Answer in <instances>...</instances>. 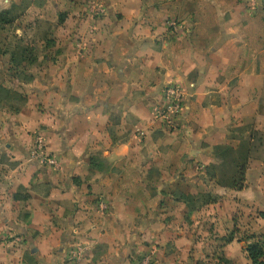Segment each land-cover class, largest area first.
I'll return each instance as SVG.
<instances>
[{"label":"crops","instance_id":"0c3cea01","mask_svg":"<svg viewBox=\"0 0 264 264\" xmlns=\"http://www.w3.org/2000/svg\"><path fill=\"white\" fill-rule=\"evenodd\" d=\"M50 3L68 13L42 63L28 80L10 76L26 104L16 113L0 96V264H73L72 252L80 264H185L213 244L242 250L238 238L213 241L230 224L264 233V155L253 154L264 0H31L27 11ZM9 60L2 51L1 81ZM169 83L185 97L173 131L154 115ZM38 135L56 165L42 161ZM243 143L235 188L217 168L235 172L222 150ZM203 188L213 190L202 205Z\"/></svg>","mask_w":264,"mask_h":264},{"label":"rangeland","instance_id":"374dc122","mask_svg":"<svg viewBox=\"0 0 264 264\" xmlns=\"http://www.w3.org/2000/svg\"><path fill=\"white\" fill-rule=\"evenodd\" d=\"M30 1L31 0H10L8 2L9 6L6 8L11 10L10 17H12L13 21L3 27L0 35V53L4 51L5 53H9L11 57V60H9L8 63L6 62V67H9V69L7 71L5 70L8 74L7 78L9 79H3V81L0 80V96L3 98L5 96V89L7 88L18 91L15 89L16 84L10 76L20 74L18 78L28 80L30 78L28 71L37 64L40 65L42 63V61L39 62L37 59L40 55H44L47 51L48 46L45 43L48 41V38L53 39L51 38L54 36L53 26L55 24L58 25L68 13L64 11H57L53 6H51V3L50 7L43 6V9L39 10V13L35 10L27 11ZM61 1L62 0H53L54 3L57 2L59 4ZM21 29L22 31H20ZM22 94L25 95L24 92H22ZM256 144L257 148L253 150V154L263 157L264 142L259 140ZM243 150L244 148L241 149L240 152L235 151L233 155L226 156V158L229 160L230 158L236 159L235 162L246 163V155ZM219 168L220 166L217 168V173L220 175L221 181L226 182L229 174L232 172L229 171L230 169L227 168V166ZM212 190V188H203L202 190L199 189V192L196 193L195 196H199L200 202L203 203L204 201H208L212 198ZM262 213L264 212H256L258 216H262ZM253 214L251 213V216ZM238 217H241V215ZM239 224L242 226L243 223ZM248 225L249 223L243 224L245 227L241 229L236 225L233 226L230 224L227 228L228 233L224 237L213 238V241H216V243L219 239H221L220 241L222 242L223 240L230 242L233 238H238V242H240L242 250L238 247V249L233 251L232 255L229 256L223 248L221 249V246L213 244V246L208 247V249L203 248L202 251L193 249L185 264H252V261L248 257L246 246L251 242L264 241V233L250 234L247 232L250 230L249 227H246ZM236 232H238V234ZM200 236L202 237V234ZM207 237L208 236L204 237L206 241L208 240L206 239ZM156 260L157 259L155 258L154 263H156ZM151 263L153 264V262ZM157 264L159 263L157 262Z\"/></svg>","mask_w":264,"mask_h":264},{"label":"built area","instance_id":"2783aa9c","mask_svg":"<svg viewBox=\"0 0 264 264\" xmlns=\"http://www.w3.org/2000/svg\"><path fill=\"white\" fill-rule=\"evenodd\" d=\"M185 97L181 87L176 83H169L162 92V101L157 104L154 110L155 118L168 130H178L182 126V114ZM37 152L42 161L50 165H56L55 157L48 153L44 138L41 135L36 137ZM71 259L73 264H80L79 255L72 252ZM151 258L147 257L144 264H152Z\"/></svg>","mask_w":264,"mask_h":264},{"label":"trees","instance_id":"16d2710c","mask_svg":"<svg viewBox=\"0 0 264 264\" xmlns=\"http://www.w3.org/2000/svg\"><path fill=\"white\" fill-rule=\"evenodd\" d=\"M11 10L6 9L3 11H0V35L1 30L3 27L13 21L12 17H10ZM4 101L7 104V106L14 112L18 113L21 111L23 106L27 102V97L20 93L19 91L12 90V89H5V96ZM260 141L264 142V139L262 136L258 137ZM246 145L243 143L241 145V149L245 148ZM223 156H230L235 153V149L233 148H223L222 150ZM245 161H247V154ZM232 161H236V159H231ZM222 165H224L222 163ZM246 168V163H239L238 169L235 172H232V174L228 177L227 180H231V185L235 188H242L243 182H244V170ZM232 176V179H229ZM235 178V179H234ZM226 180V181H227ZM221 183H224L220 180ZM192 197V198H191ZM195 197V196H194ZM192 195L186 196V198L190 200L189 203H193L195 198ZM196 201V200H195ZM207 201H204L203 203H206ZM202 203V205H203ZM264 241H258V242H251L247 244L246 250L248 253L249 259L252 261V264H264Z\"/></svg>","mask_w":264,"mask_h":264}]
</instances>
